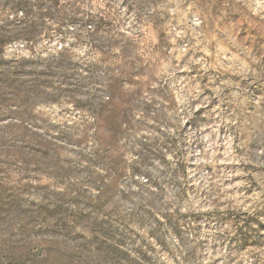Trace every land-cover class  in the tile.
Segmentation results:
<instances>
[{"label": "rangeland", "instance_id": "obj_1", "mask_svg": "<svg viewBox=\"0 0 264 264\" xmlns=\"http://www.w3.org/2000/svg\"><path fill=\"white\" fill-rule=\"evenodd\" d=\"M0 264H264V0H0Z\"/></svg>", "mask_w": 264, "mask_h": 264}]
</instances>
